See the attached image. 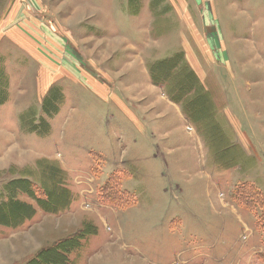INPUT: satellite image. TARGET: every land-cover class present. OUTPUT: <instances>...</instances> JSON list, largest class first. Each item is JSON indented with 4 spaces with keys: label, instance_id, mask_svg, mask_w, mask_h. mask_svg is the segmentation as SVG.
Returning a JSON list of instances; mask_svg holds the SVG:
<instances>
[{
    "label": "rangeland",
    "instance_id": "1",
    "mask_svg": "<svg viewBox=\"0 0 264 264\" xmlns=\"http://www.w3.org/2000/svg\"><path fill=\"white\" fill-rule=\"evenodd\" d=\"M0 98V188L59 207L16 192L0 264H264V0H0Z\"/></svg>",
    "mask_w": 264,
    "mask_h": 264
},
{
    "label": "trees",
    "instance_id": "2",
    "mask_svg": "<svg viewBox=\"0 0 264 264\" xmlns=\"http://www.w3.org/2000/svg\"><path fill=\"white\" fill-rule=\"evenodd\" d=\"M179 57V54H174L162 60V63L165 65V67H163L165 70L161 68L159 73L154 69L150 70L151 80H164L162 75L166 74L168 67L178 64ZM3 100L0 98V104ZM49 102H47L46 105H48ZM200 105L202 107V104ZM209 111L212 115L213 112L211 110ZM7 188H9V192L6 194L4 193V189L0 188V225L17 227L33 216V206L19 201L16 193L18 191L29 194L44 210L50 211L59 209L56 201L51 200L53 192L44 186L35 184L33 181L28 179L19 180L16 183L10 184ZM231 196L238 204L254 215L256 221L255 225L258 229H262L264 233V194L255 185L249 182H240L232 189ZM108 197L112 200L116 198L113 197V195H108ZM63 206L66 207L67 203H64ZM82 235L83 234L78 233L60 243L44 248L40 251V255L29 264H67L68 254L79 246ZM49 254L52 255L50 258ZM262 258L264 259V254Z\"/></svg>",
    "mask_w": 264,
    "mask_h": 264
},
{
    "label": "crops",
    "instance_id": "3",
    "mask_svg": "<svg viewBox=\"0 0 264 264\" xmlns=\"http://www.w3.org/2000/svg\"><path fill=\"white\" fill-rule=\"evenodd\" d=\"M19 133V132H18Z\"/></svg>",
    "mask_w": 264,
    "mask_h": 264
}]
</instances>
